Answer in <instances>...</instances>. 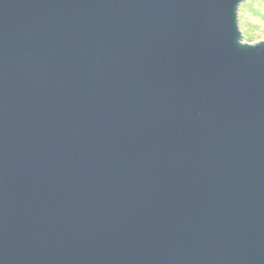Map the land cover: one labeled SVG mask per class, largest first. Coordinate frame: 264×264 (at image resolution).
Returning <instances> with one entry per match:
<instances>
[{
  "label": "water",
  "instance_id": "obj_1",
  "mask_svg": "<svg viewBox=\"0 0 264 264\" xmlns=\"http://www.w3.org/2000/svg\"><path fill=\"white\" fill-rule=\"evenodd\" d=\"M245 1L0 0V264H264Z\"/></svg>",
  "mask_w": 264,
  "mask_h": 264
},
{
  "label": "rangeland",
  "instance_id": "obj_2",
  "mask_svg": "<svg viewBox=\"0 0 264 264\" xmlns=\"http://www.w3.org/2000/svg\"><path fill=\"white\" fill-rule=\"evenodd\" d=\"M238 18L244 42L264 41V0H246L239 7Z\"/></svg>",
  "mask_w": 264,
  "mask_h": 264
}]
</instances>
